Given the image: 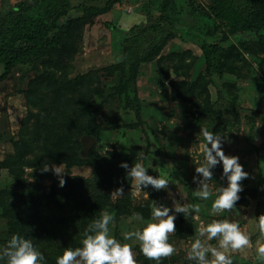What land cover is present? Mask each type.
<instances>
[{
    "label": "rangeland",
    "instance_id": "rangeland-1",
    "mask_svg": "<svg viewBox=\"0 0 264 264\" xmlns=\"http://www.w3.org/2000/svg\"><path fill=\"white\" fill-rule=\"evenodd\" d=\"M58 1L62 15L56 18L40 11V0H0V25L14 31L6 44L9 36L2 37L0 30V248L12 235H20L43 253L44 264H56L66 249L81 246L85 229L102 212L114 217L110 234L131 243L123 241V234L141 227L137 214L147 220L153 201L171 208L175 199L198 205L199 211L188 217L177 214L176 232L169 234L176 252L159 264H190L186 250L200 224L224 218L238 223L250 240L248 246L229 251L233 264H260L264 0ZM109 1L105 14L86 12L88 7L105 8ZM22 33L31 40L66 41L70 36L77 42L73 54L59 53L54 69L56 78L65 74L71 81L69 90L63 85L66 94L63 89L56 97L52 88L31 87L48 56L34 66L26 57L18 58L5 71L3 57L14 56L18 48L20 55L29 51ZM133 35L145 41L140 57L131 49L129 62L124 54ZM59 45L63 50L69 46ZM229 49L231 56L218 75L212 58ZM79 99L85 100L82 106ZM205 127L222 135L225 154L238 156L249 173L241 181L235 208L216 216L211 214L215 189L208 200H201L193 181ZM84 135L95 139L87 151L80 141ZM91 155L101 168L97 174L85 165ZM9 158L20 163L18 177L4 166ZM122 161L129 167L141 162L153 176L166 175L168 190H138L127 170H119ZM46 163L61 164L66 171L63 187L51 171L42 170ZM221 176L222 165H217L213 179L226 186ZM209 243L217 246L215 240ZM132 254L134 264H141L138 244Z\"/></svg>",
    "mask_w": 264,
    "mask_h": 264
},
{
    "label": "clouds",
    "instance_id": "clouds-1",
    "mask_svg": "<svg viewBox=\"0 0 264 264\" xmlns=\"http://www.w3.org/2000/svg\"><path fill=\"white\" fill-rule=\"evenodd\" d=\"M200 133L203 141L199 146L202 160L195 168L193 181L198 185L196 196L201 200H208L215 189L211 214L216 216L235 208L236 202L240 200L239 194L243 191L241 181L249 178V173L239 163L238 156L225 154L222 135L213 133L206 127L201 128ZM217 165H222L221 178H226V186H217L213 179V170ZM120 167L127 170L128 178L138 190L149 186L157 191L168 190V177L150 175L147 171L149 167L141 162H136L131 167L126 162H121ZM42 170L51 171L58 178V186H64L66 171L61 164H52L50 167L46 163ZM198 211V205L178 203L175 199L171 208L153 201L150 218L145 220L137 214L141 227L123 234V241L131 243H123L110 234L109 226L114 217L106 211L102 212L85 229L81 246L66 249L57 257L56 264H134L132 247L137 244L146 258L159 264L162 257L172 256L176 252V248L169 242V234L176 232L177 214L188 217ZM258 229L264 235V214L258 217ZM213 240L217 242V246L209 243ZM249 243V236L241 230L238 223L226 218L214 219L200 224L195 239L186 250V260L190 264H233L229 251L242 249ZM256 256L260 264H264V244L256 248ZM44 261L43 253L33 242L20 235H12L6 246L0 248L2 264H44Z\"/></svg>",
    "mask_w": 264,
    "mask_h": 264
},
{
    "label": "trees",
    "instance_id": "trees-1",
    "mask_svg": "<svg viewBox=\"0 0 264 264\" xmlns=\"http://www.w3.org/2000/svg\"><path fill=\"white\" fill-rule=\"evenodd\" d=\"M39 3H40V6H39L40 11L43 8L44 15L55 16L56 18L59 17L60 15H62L60 12V7H59L61 5H59L58 0H40ZM110 7H111V2L109 1L107 6H105V8L101 9L100 7H90V8L88 7L86 9V12H88V14H90L92 16L99 15V14H105L109 11ZM6 27H7L6 24L0 25L2 37L3 36H9V38L6 40V44H7V43H9L10 39L12 40V38H13L12 34L14 33V31L12 33H10ZM252 29L254 30L255 28H252ZM23 34H25V36H23L22 39L25 40L26 42L27 41L29 42V43L27 42V44L29 45L27 47V50H29V51L27 53H24V55H20L18 53L20 51V50H18L19 49L18 48V49H15L14 56L10 55V56L3 57L2 60H3V65L5 67V71H7L12 66L14 61L17 60L18 58L23 61L24 57H26L28 59V61L31 62V64H33L31 66H34L37 64L36 62L42 58V56H48L47 58H49V60L47 59L48 63L44 67L43 73L37 74V76H35V78L33 80H31L30 84H31V87H32V85L34 86L33 89H35V90H43V89L46 90V89L52 88L53 94H55V96L57 97L63 89L67 90V87L63 86V85L71 82V81L67 80V78L65 77V74H63L61 78H56L54 75L55 74L54 69L57 68V64H58L59 59H60L59 53L60 52L62 54H68L69 53L70 55L73 54L75 52V50H77V46H76L77 42L75 43L70 36L66 37V41L61 40V38H57V40L56 39H54V40H50V39L43 40V38H41V37L35 38L34 36H32V37H34L35 39L33 38V40H31L32 38H29V36L26 33H22L20 35H23ZM57 35H58V33H57ZM130 39H132V40L130 41ZM127 41H128V43L132 42V45L129 46V50L126 49L125 54H124V59H125V61L127 60V61L131 62L132 61V55L130 53L131 49L133 51H135V55H137L136 57H140L142 55L140 52L141 47H142V44L145 40H144V37H142L141 35L140 36L133 35ZM60 43H62V45L64 43H67V44H69V46L67 47V46L63 45V47H64V50H63V48L59 45ZM152 45H154V43ZM230 49H229V51H224L220 57H216L214 55V57L212 58L214 70L216 71V73L218 75L223 74V71H224L225 66L227 64L226 62L231 56L228 53L231 51ZM221 51H223V50H221ZM41 63H42V61H41ZM3 76L4 75H2V74L0 75V81L3 78ZM78 85H79V83L76 85V87ZM59 87H61V88H59ZM73 87H75V85ZM69 88H70V85H68V90H69ZM68 90L63 91V92L66 94L68 92ZM28 91H30V89H28ZM30 93H31V91H30ZM25 95L28 96V93L25 92ZM61 97L62 96H60V98ZM83 103H85V100L83 101V100L79 99V103H77V104H78V106L79 105L82 106ZM73 105L75 106V102L73 103ZM71 108L74 109L73 106ZM65 109H67V108H65ZM67 110H69V109H67ZM61 114H65V113L61 112ZM46 124L47 123H45L44 126ZM67 127H71V125H67ZM74 129H77V125L74 126ZM92 135L96 136V134H93V133H92ZM68 142H70V144H71V141L68 140ZM14 146L17 149V146H20V145L15 143ZM56 147H55V149H57ZM58 150H60V149H58ZM62 150L65 151L64 147H62ZM92 155H94V154H92ZM92 155L89 157L88 160H86L85 165L92 166L94 173L97 174V169L100 170L101 168H98V166L95 164V162H94L95 160H94V157ZM94 156L98 159V156L96 154ZM68 162H69V164L71 163V157L69 158ZM4 163H5L4 166L7 167L10 170V172L13 173L16 177H18L19 172H20V170H19L20 163L17 161V158H15L14 160L9 158L8 161L4 162ZM120 164H121V162H120ZM120 164H119V170L124 171L125 169L121 168ZM40 165H41V163H40ZM106 173L107 172H105V174ZM96 177H99V176L97 175ZM89 210L94 211V208L89 207ZM148 216H150V212H149ZM163 259L165 260V257H163ZM138 261L141 264H156L155 261L149 260L143 254L140 255V257L138 258ZM165 264H166V262H165Z\"/></svg>",
    "mask_w": 264,
    "mask_h": 264
},
{
    "label": "water",
    "instance_id": "water-1",
    "mask_svg": "<svg viewBox=\"0 0 264 264\" xmlns=\"http://www.w3.org/2000/svg\"><path fill=\"white\" fill-rule=\"evenodd\" d=\"M220 117H218L217 119V123L220 121ZM214 128H212V132H213ZM80 141L82 143L83 146V150L87 151L92 145L93 142L95 141L94 137L92 136H88V135H84L80 138ZM262 195H263V201H262V206H264V187L262 188Z\"/></svg>",
    "mask_w": 264,
    "mask_h": 264
}]
</instances>
